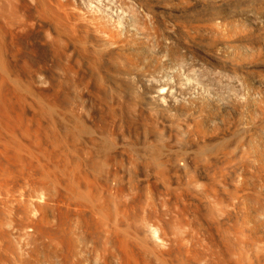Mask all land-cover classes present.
Instances as JSON below:
<instances>
[{"label":"rangeland","instance_id":"obj_1","mask_svg":"<svg viewBox=\"0 0 264 264\" xmlns=\"http://www.w3.org/2000/svg\"><path fill=\"white\" fill-rule=\"evenodd\" d=\"M151 1L0 0V264H264V0Z\"/></svg>","mask_w":264,"mask_h":264},{"label":"bare ground","instance_id":"obj_2","mask_svg":"<svg viewBox=\"0 0 264 264\" xmlns=\"http://www.w3.org/2000/svg\"><path fill=\"white\" fill-rule=\"evenodd\" d=\"M139 1H140V0H139ZM152 1H153V0H152ZM152 1H151V2H152ZM154 1H156V0H154ZM157 1H158V0H157ZM159 1H160V0H159ZM163 1H164V0H163ZM166 1L168 2V0H166ZM166 1H164V2H166ZM179 1H180V0H178V3L180 4L181 2H179ZM196 1L198 2V0H196ZM202 1H203V0H202ZM202 1H200V2L202 3ZM204 1L206 2V0H204ZM223 1H224V0H223ZM228 1H229V0H228ZM246 1H247V0H246ZM254 1H255V0H254ZM254 1H253V3H254ZM258 1H259V0H258ZM132 2H133V1H132ZM135 2H136V1H135ZM137 2H138V1H137ZM144 2H145V0H144V1L142 0V3H144ZM175 2H176V1H175ZM229 2H230V1H229ZM229 2H228V3H229ZM241 2H242V1H241ZM262 2H264V1H262ZM145 3H146V2H145ZM145 3H144V5H145ZM147 3H149V2L147 1ZM161 3H163V2H161ZM171 3H172L171 0H170V4H169V5H168V3H166V4H167V5H166V8H167V6L170 7V6H171ZM203 3H204V2H203ZM217 3H219V2H217ZM217 3H216V4H217ZM220 3H221V2H220ZM223 3H224V2H223ZM234 3H235V2H234ZM256 3H257V1L255 2V4H256ZM134 4H135V3H134ZM138 4H141V3L138 2ZM151 4L153 5V3H151ZM176 4H177V2H176ZM192 4H193V2H192ZM194 4H196V3H194ZM194 4H193V5H194ZM198 4H199V3H198ZM208 4H209V2H208ZM208 4H207V5H208ZM216 4L214 5V7L216 6ZM230 4H231V3H230ZM230 4H229V5H230ZM263 4H264V3H263ZM146 5H147V4H146ZM148 5H149V4H148ZM164 5H165V4H164ZM177 5H178V4H177ZM177 5H174V2H173V6H174V7H177ZM203 5H205V4H203ZM211 5H212V4H211ZM211 5H210V6H211ZM222 5H223V4H222ZM243 5H244V4H243ZM249 5H250V3H249ZM136 6H137V5H136ZM136 6H135V7H136ZM138 6H140V5H138ZM141 6H142V5H141ZM141 6H140V7H141ZM150 6H151V5H150ZM217 6H218V5H217ZM217 6H216V7H217ZM224 6H225V5H224ZM254 6H256V5H254ZM259 6H260V5H259ZM142 7H143V9H144L145 11L149 9V6H146V7H148V8H146V9L144 8L145 6H142ZM174 7H173V8H174ZM202 7H203V6H202ZM204 7H205V6H204ZM211 7H212V6H211ZM211 7H210V9H211ZM227 7H228V5H227ZM229 7H230V6H229ZM248 7H249V6H248ZM248 7H247V8H248ZM262 7H264V6L261 5V9H262ZM197 8H198V7H197ZM199 8H200V7H199ZM224 8H225V7H224ZM250 8H251V6H250ZM250 8H249V9H250ZM252 8H253V7H252ZM255 8H256V7H255ZM255 8L253 9L254 12H255V13L253 12V15L256 16V9H255ZM258 8H259V7H258ZM138 9H139V8H138ZM152 9H153V8H152ZM208 9H209V6H208ZM218 9H219V8H218ZM140 10H142V9H140ZM168 10H169V9H168ZM194 10H195V9H194ZM202 10H203V8H202ZM242 10H243V9H242ZM242 10H241V12H242ZM247 10H248V9H247ZM262 10H264V9H262ZM134 11H135V10H134ZM149 11H152V10L149 9ZM199 11H200V9H199ZM204 11H205V10H204ZM208 11H210V10H208ZM215 11H216V10H215ZM228 11H229V10H228ZM238 11H239V10H238ZM243 11H244V10H243ZM248 11H249V10H248ZM250 11H251V10H250ZM258 11L261 12L260 9H259ZM258 11H257V12H258ZM138 12H139V11H138ZM142 12H143V11H142ZM205 12H206V11H205ZM211 12H212V10H211ZM211 12H209V13H211ZM218 12H219V11H218ZM230 12H231V11H230ZM230 12H229L228 14H230ZM259 12H258V13H259ZM262 12H263V11H262ZM262 12H261V14H262ZM148 13H150V12L147 11V14H148ZM153 13H154V12H153ZM168 13H169V12H168ZM189 13H190V12H189ZM195 13H196V11H195ZM200 13H201V12H200ZM221 13H222V12H221ZM221 13H220V14H221ZM242 13H243V12H242ZM104 14H105V13H104ZM135 14H136V13H135ZM139 14H140V13H139ZM191 14H192V13H191ZM201 14H202V13H201ZM211 14H212V13H211ZM213 14H214V13H213ZM261 14H260V16H261ZM141 15H142V14H141ZM150 15H152V12L150 13ZM155 15H156V14H155ZM168 15H169V14H168ZM195 15L199 16L198 18L200 19V15H198V14H195ZM214 15H215V14H214ZM214 15H213V16H214ZM217 15H218V14H217ZM242 15H243V14H242ZM245 15H246V14H245ZM245 15H244V16H245ZM249 15H250V13H249ZM249 15H248V16H249ZM251 15H252V13H251ZM251 15H250V16H251ZM137 16H139V15H137ZM153 16H154V15H153ZM191 16H192V15H191ZM191 16H190V17H191ZM193 16H194V15H193ZM193 16H192V17H193ZM197 16H194V18H197ZM202 16H203V14H202ZM209 16H210V15H209ZM209 16H208V14H207V17H206V16H205V17H206V18H209ZM213 16H212V17H213ZM227 16H228V15H227ZM246 16H247V15H246ZM120 17H121V16H120ZM120 17H119V18H120ZM123 17H124V16H123ZM150 17H151V16H150ZM154 17H155V16H154ZM154 17H153V19H155ZM192 17H191V18H192ZM212 17H211V18H212ZM219 17H220V16H219ZM222 17H224V16L222 15ZM228 17H229V16H228ZM252 17H254V16H252ZM258 17H259L258 15H257V17H254V20L261 18V17H259V18H258ZM263 17H264V16H263ZM119 18H118V19H119ZM148 18H149V17H148ZM211 18H209L208 20L211 21ZM217 18H218V17H217ZM217 18H216V19H217ZM220 18H221V17H220ZM248 18H249V17H248ZM255 18H256V19H255ZM136 19H137V18H136ZM153 19H151V21H152ZM157 19H158V18H157ZM168 19H169V18H168ZM213 19H215V17H214ZM213 19H212V21H213ZM245 19H246V18H245ZM251 19L253 20V18H251ZM120 20H121V19H120ZM155 20H156V19H155ZM197 20H198V19H197ZM218 20H219V19H218ZM254 20H253V21H254ZM143 21H144V20H143ZM158 21H159V20H158ZM160 21H161V20H160ZM214 21L217 22V20H214ZM214 21H213V23L215 24L216 22H214ZM222 21H224V20H221V22L219 21V23L222 24ZM250 21H251V20H250ZM250 21H249V22H250ZM260 21H261V20H260ZM139 22L141 23V19H140ZM156 22H157V21H156ZM185 22H186V21H185ZM185 22H183V24H182V22H181V23L178 22V23H180L179 25L182 24V28H183V30H185L186 28H188V26H186V27L184 26L185 24H187V23H185ZM198 22H199V21H197V23H198ZM205 22H206V20H205ZM225 22H226V20H225ZM258 22H259V20H258ZM263 22H264V21H263ZM119 23H120V22H119ZM140 23H139V24H140ZM149 23H150V22H147V24H149ZM157 23H158V22H157ZM157 23H156V24H157ZM160 23H161V22H160ZM200 23H202V22H200ZM208 23H210V22H208ZM208 23H207V22L205 23V24H206V27L209 25ZM213 23H212V22L210 23V24H211V28H212ZM219 23H218V24H219ZM252 23H254V22H252ZM256 23H257V22H255V24H256ZM139 24H138V26H139ZM144 24H145V23H144ZM152 24H153V22H152ZM162 24L164 25V23H162ZM175 24L177 25L176 22H175ZM175 24H174V25H175ZM198 24H199V23H198ZM207 24H208V25H207ZM250 24H251V23H250ZM257 24H258V23H257ZM260 24H263V23L261 22ZM92 25H93V24H92ZM140 25H143V22H142V24H140ZM150 25H151V23L148 25L149 28H151L154 24H153L152 26H150ZM159 25H161V24H159ZM159 25H158V26H159ZM163 25H162L163 29H161V31L164 30V28H165L164 26H166L167 24L164 25V26H163ZM179 25H178V26H179ZM187 25H188V24H187ZM190 25H191V23H190ZM192 25H193V24H192ZM192 25H191V26H192ZM195 25H196V23H195ZM195 25H194V26H195ZM215 25H216V24H215ZM219 25H220V24H219ZM219 25H218V26H219ZM224 25H225V23H224L222 26H224ZM252 25H254V24H252ZM90 26H91V25H90ZM101 26H102V25H101ZM107 26H108V25H107ZM145 26H146V25H144V27H143V26H142V27H143L144 29H148V27L145 28ZM156 26H157V25H156ZM168 26H169V25H168ZM183 26H184L185 28H184ZM191 26H190L189 28H191ZM196 26H200V25H196ZM196 26H195V27H196ZM201 26H202V25H201ZM209 26H210V25H209ZM209 26H208V28H209ZM220 26H221V25H220ZM255 26H256V25H255ZM259 26H260V25H259ZM263 26H264V25H263ZM123 27H124V26H123ZM140 27H141V26H139V29H140ZM162 27L160 26V28H162ZM166 27H167V26H166ZM179 27H180V26H179ZM179 27H178V29H179ZM206 27L204 26V28H206ZM101 28H102V27H101ZM126 28H127V27H126ZM143 28H142V30H143ZM154 28H155V25L153 26V29H154ZM160 28H159V30H160ZM180 28H181V27H180ZM202 28H203V26H202ZM202 28H201V29H202ZM208 28H207V29H208ZM211 28H210V29H211ZM260 28H261V26H260ZM105 29H106V27L104 28V30H105ZM107 29H108V28H107ZM122 29H123V28H122ZM151 29H152V28H151ZM151 29H149V30L151 31V33H152V32H154V33L156 32V28L154 29L155 31H154V30L152 31ZM167 29H168V28H166L165 30H167ZM171 29H173V31H168V30H167V33H169V32H170V33H171V32H174V26H173V28L171 27L169 30H171ZM195 29H196V28H193L192 31H193V30L195 31ZM197 29L199 30L198 27H197ZM201 29H200V30H201ZM255 29H257V28H255ZM99 30H100V29H99ZM99 30H98V31H99ZM104 30H102V32H103ZM149 30H147L148 33H149ZM157 30H158V28H157ZM179 30H180V29H179ZM187 30H188V29H187ZM187 30H185V32H187ZM204 30H205V29H204ZM204 30H203V31H204ZM212 30H213V29H212ZM212 30H211V32H213ZM96 31H97V30H96ZM96 31H95V32H96ZM111 31H112V30H111ZM127 31H128V30H127ZM127 31H126V33H127ZM130 31H131V33H133V31L135 32V30H131V29L129 28V32H130ZM145 31H146V30H145ZM161 31H160V34H161V33H162V34L165 33V35H168V34H166V31H164V32H161ZM177 31H178V30H177ZM177 31H176V32H177ZM194 31H193V33H194ZM206 31H207V30H205L204 32H206ZM209 31H210V30H209ZM102 32H101V33H102ZM123 32H124V30H123ZM136 32H137V31H136ZM142 32H143V33H142ZM142 32H140V30H139V31H138L139 34L137 33V34H138V35H137L138 37H139V35H140V38L142 37V39L139 38V39L141 40V42H142V40H143V38H144L143 36H145V38H146V35H144V31H142ZM176 32H175V33H176ZM178 32H180V31H178ZM185 32L183 31V33H181L182 36H183V34H185ZM201 32H202V31H201ZM211 32H210V33H211ZM99 33H100V32H99ZM103 33H104V32H103ZM103 33H102V34H103ZM115 33H116V32H115ZM120 33H121V32H120ZM120 33H119V34H120ZM126 33H125V34H126ZM140 33H142V35H141ZM187 33L190 34V32H187ZM111 34H114L113 31L111 32ZM119 34H118V37H119ZM121 34H122V33H121ZM121 34H120V36H121ZM145 34H147V33H145ZM162 34H161V35H162ZM195 34H196V35L199 34L198 31H197V32L195 31ZM195 34H191V35H195ZM87 35H88V34H87ZM103 35H104V34H103ZM116 35H117V33H116ZM149 35H150V34H147L148 39H149ZM152 35H155V38H156L159 34L156 35V33H155V34L152 33ZM169 35H170V34H169ZM169 35H168V38L171 39V37H170ZM172 35H175V34H171V36H172ZM185 35L188 37V34H185ZM191 35H189V37H191ZM196 35H195V36H196ZM200 35H201V33H200ZM101 36H102V35H101ZM112 36H115V35H112ZM129 36H130V37H133L134 35L131 36V35L129 34L128 37H129ZM137 36H135V37H137ZM163 36H164V35H163ZM176 36H177V35H176ZM176 36H174V37H175V40H177V39H176V38H177ZM186 36H184V37H185L184 40H186ZM195 36H192L191 38L194 39L193 37H195ZM110 37H111V36H110ZM110 37L107 38V39L110 40V39H111ZM128 37L126 36L127 39H128ZM135 37H133V38H135ZM164 37H165V36H164ZM164 37H163V38L161 37V38H162V41H165V40H166L165 38H167V37H165V38H164ZM179 37H181V36H179ZM179 37H178V38H179ZM197 37H198V36H197ZM199 37H200V36H199ZM201 37H202V36H201ZM201 37H200V38H201ZM104 38H106V37H104ZM113 38H114V37H113ZM119 38H120V37H119ZM119 38H118V39H119ZM151 38H154V37L151 36ZM116 39H117V38L115 37L114 40H116ZM118 39H117V40H118ZM173 39H174V38H173ZM180 39H183V37L180 38ZM180 39H178V40H180ZM188 39H189V38H187V40H188ZM201 39H202V38H201ZM103 40H104V39H103ZM114 40L112 39V44H109L110 46H112V45L114 44V43H113ZM122 40H125L124 37H123ZM128 40H129V39H128ZM128 40H127V41H128ZM160 40H161V39H159V37H158V41H157V42H160ZM167 40H168V39H167ZM171 40H172V39H171ZM175 40H174V41H175ZM184 40H183V41H184ZM187 40L184 41V42H185V45L188 44V43H187ZM189 40H191V39H189ZM195 40H196V38H195ZM98 41H101V40H98ZM125 41H126V40H125ZM130 41H131V38H130ZM153 41H154V40H153ZM169 41H170V40H169ZM174 41H173V43H174ZM180 41H181V40H180ZM183 41H182V42H183ZM118 42L121 43L120 41H118ZM118 42H117V43H118ZM122 42H123V41H122ZM128 42H129V41H128ZM155 42H156V41H155ZM165 42H166V41H165ZM171 42H172V41H171ZM171 42H170V45H171ZM193 42H194V41H193ZM117 43L114 44V46L116 45L114 48H116V47L118 46ZM135 43H136V42H135ZM135 43H134V42H133V43L131 42V45H132V44L134 45ZM142 43L144 44V42H142ZM163 43H164V42H163ZM166 43L168 44L169 42H166ZM178 43H179V41L177 42V44L174 43V45H176V47H177ZM180 43H181V42H180ZM72 44H73V43H72ZM121 44H122V43H121ZM125 44H127V43H125ZM125 44H123V46H124ZM140 44H141V43H140ZM167 44H166V45H167ZM181 44H182V43H181ZM181 44H180L179 46H183V45H181ZM100 45H101V44H100ZM100 45H99V47H100ZM133 45H132V49H134V48H133ZM137 45H138V44H137ZM157 45H158V46H157V49H158V47L160 46V44H157ZM161 45H162V44H161ZM163 45L165 46V43H164ZM168 45H169V44H168ZM174 45H173V46H174ZM110 46H108V48H109ZM119 46H121V45H119ZM127 46H128V44L126 45V47H127ZM138 46H139V45H138ZM142 46L144 47L145 45H141V48H142ZM164 46H163V47H164ZM187 46H188V45H186V47H187ZM121 47H122V46H121ZM121 47H120V49H118V51L121 50V49H122L123 51H125L124 48H121ZM139 47H140V46H139ZM163 47L161 46V48H163ZM167 47H168V46H167ZM167 47H165V48H163V50H161L162 53H163L164 50L167 49ZM170 47H172V45H171ZM111 48H113V46H112ZM118 48H119V47H118ZM128 48H129V47H128ZM159 48H160V47H159ZM161 48H160V49H161ZM104 49L106 50V48H104ZM125 49H127V48H125ZM130 49H131V48H130ZM171 49H172V48H171ZM175 49H176V48H175ZM177 49H180V51H181V55H180V52H179V55L181 56V58H183V61H184V60L186 59V58L184 59V57H182V51H184V50H181V48H177ZM182 49H183V47H182ZM184 49H185V48H184ZM110 50H111V49H110ZM168 50H169V47H168ZM172 50H174V47H173ZM172 50H171V53H173ZM185 50H186V49H185ZM187 50H188V49H187ZM114 51H115V49H114ZM114 51H113V54L115 55L116 51H115V53H114ZM123 51H122V52H123ZM169 51H170V50H169ZM178 51H179V50H178ZM120 52H121V51H120ZM120 52H119V53H120ZM174 52H176V50H175ZM110 53H111V52H110ZM117 53H118V52H117ZM123 53H124V52H123ZM162 53H161V54H162ZM252 53H253V54L250 53V56H249V57H252V58H253V56H256V55H255V52L252 51ZM108 54H109V52H108ZM163 54H165V51H164ZM111 55H112V53H111ZM114 55H113V56H114ZM166 55H167V51H166ZM166 55H165V56H166ZM176 55H178V52H176ZM184 55H186L185 52H184ZM167 56H168V55H167ZM111 57H112V56H111ZM114 57H115V56H114ZM176 57H178V56H176ZM185 57H186V56H185ZM164 58L167 59L168 57H164ZM169 58H170V56H169ZM169 58H168V60H170ZM172 58H173V59H172ZM172 58H171V60H174L175 56L172 57ZM115 59H116V57H115ZM144 59H145V58H144ZM166 59H165V61H166ZM175 59H176V58H175ZM168 60L166 61V64H167V65H161V66H159V68H158V70H157V71H158V74L155 75V76H158V78L160 79V81H161L162 78H166V77H168V78H172V79H173V76H175V75H173V74L170 72L171 70L174 69V67H173V66L171 67V65H170V66L168 65V63H167ZM171 60L169 61V63H171ZM180 60H181V59H180ZM163 61H164V60H163ZM165 61H164V62H165ZM144 62H145V61H144ZM155 62H157V61H154L153 63H155ZM164 62H163V63H164ZM177 62H178V65H179V64L183 65V64H182L183 62H181V61H177ZM179 62H181V63H179ZM142 63H143V60H142ZM157 63H158V62H157ZM174 63H176L175 60H174ZM145 64H148V65H149L150 63H145ZM145 64H144V65H145ZM161 64H162V62H161ZM172 64H173V61H172ZM150 65H151V64H150ZM173 65H175V67H176V69H177V66H176L177 63H176V64H173ZM142 66H143V65H142ZM145 66H147V65H145ZM152 66H153V65H152ZM152 66H150V67H152ZM150 67H148V68H146V69H151ZM154 67H155V65H154ZM179 68H180V66H178V69H179ZM127 69H128V68H127ZM154 69H155V68H154ZM176 69H175V70H176ZM180 69H182V67H181ZM169 70H170V71H169ZM175 70L173 71V72H175V73H176L177 71H178V72L181 71V70H176V71H175ZM151 71H153V70H151ZM168 71H169V75L172 74V75H171L172 77H171V76L169 77V75H168ZM145 72H146V71H145ZM181 73H182V72H181ZM155 74H156V73H155ZM179 74H180V72H179ZM249 74H250V73H249ZM148 75H149V73H148ZM177 75H178V74H177ZM177 75H176V77H177ZM152 76H153V74H152ZM150 78H151V77H150ZM156 78H157V77H156ZM180 78H181V77H180ZM166 79H167V78H166ZM172 79L170 80L171 82L174 80V79H173V80H172ZM156 80H157V79H156ZM156 80H155V81H156ZM162 80H164V79H162ZM167 80H169V79H167ZM167 80H166V81H167ZM176 80H177V79H176ZM176 80H175V81H176ZM163 82H165V81H163ZM167 82H168V81H167ZM176 82H177V81H176ZM148 83H149V81H148ZM154 83H155V82H154ZM157 83H158V82H157ZM165 83H166V82H165ZM163 84H164V83H163ZM163 84H162V85H163ZM166 84H167V83H166ZM168 84H169V82H168ZM178 84H179V82H178ZM169 85H171V83H170ZM169 85H168V86H169ZM186 85H187V84H186ZM163 86H164V85H163ZM166 86H167V85H166ZM166 86H165V87H166ZM173 86H174V84H173ZM173 86H172V87H173ZM176 86H178V85L176 84ZM165 87H161V88H165ZM169 87H170V86H169ZM178 87H179V86H178ZM178 87H177V89H178ZM185 87H186V86H185ZM249 87H251V86H247V89H248ZM183 88H184V86H183ZM183 88H182V90H183ZM187 88H188V87H187ZM187 88H186V89L184 88V89L187 90ZM251 88L253 89V88H255V87L252 86ZM167 89H168V88H167ZM171 89H174V88H171ZM249 89H250V88H249ZM249 89H248V90H249ZM255 89H256V88H255ZM158 90H161V89H158ZM168 90H169V89H168ZM179 90H180V87H179ZM182 90H180V91H181V92H184V90H183V91H182ZM189 90H190V89H189ZM194 90H195V89H194ZM248 90H247V91H248ZM256 90H257V89H256ZM16 91H17V90H16ZM162 91H163V90H162ZM187 91H188V90H187ZM198 91H199V90H198ZM249 91H251V90H249ZM249 91H248V93H250ZM252 91H253V90H252ZM189 92H190V91H189ZM189 92H188V94H189ZM169 93H171V91H170ZM172 93H173V92H172ZM190 93H191V92H190ZM253 93H254V92H253ZM257 93H258V91H257ZM178 94L180 95V96H178V98H179V97L181 98V95H182V94H181V93H178ZM183 94H184V96H185V92H184ZM186 94H187V93H186ZM11 95H12V94H11ZM159 95H160V94H159ZM191 95H194V94L191 93ZM196 95H197V94H196ZM250 95H252V94L250 93ZM253 95H254V94H253ZM253 95H252V96H253ZM188 96H189V95H188ZM248 96H249V94H248ZM258 96H259V94H258ZM258 96H256V97L258 98ZM33 97H34V96H33ZM160 97H162V96H159V98H160ZM171 97H172V96H171ZM193 97H194V96H191L192 99H193ZM249 97H250V96H249ZM256 97H255V99H256ZM167 98H168V97H167ZM184 98H185V97H184ZM187 98H188V97H187ZM191 98H190V99H191ZM195 98H196V97H195ZM195 98H194V100H195ZM250 98H251V97H250ZM157 99H158V97H157ZM161 99H162V98H161ZM192 99H191V101H192ZM196 99H197V98H196ZM199 99L201 100V97H200ZM202 99H203V98H202ZM253 99H254V97L252 98V100H253ZM153 100H154V99H153ZM159 100H160V99H159ZM164 100H165V99H164ZM164 100H161L160 102H162V101H164ZM184 100L186 101V100H188V99H184ZM200 100H196V101H200ZM151 101H152V100H151ZM175 101H176V100H175ZM203 101L205 102V100H203ZM180 102H181V101H180ZM151 103H153V102H151ZM162 103H163V102H162ZM167 103H169V102H167ZM193 103H194V102H193ZM198 103H199V102H198ZM164 104H165V102H164ZM175 104H176V103H175ZM182 104H183V103H182ZM188 104H189V102H188ZM200 104H202V103H200ZM192 105H193V104H192ZM192 105H191V106H192ZM191 106H189V107H191ZM202 106H204V104L201 105V107H202ZM175 107H177V106L175 105ZM181 107H182V106H181ZM181 107H180V108H181ZM197 107H198V106H197ZM201 107H200V108H201ZM205 107H207V106H205ZM167 109H168V108H167ZM175 109H176V108H175ZM184 109H186V108H183V110H184ZM194 109H195V108H194ZM181 110H182V109H181ZM187 110H188V109H187ZM257 110H258V109H257ZM261 110H262V109H261ZM196 111H199V109H198V110L196 109ZM201 111H202V110H200L199 112H201ZM178 112H179V111H178ZM254 112H255V111H254ZM259 112H260V111H259ZM185 113H186V111H185ZM186 114H187V113H186ZM255 114H256V113H255ZM263 114H264V112H263ZM183 115H184V114H183ZM256 115H257V114H256ZM206 117H207V116H206ZM256 117H257V116H256ZM259 118H262V116L259 117ZM189 120H190V119H189ZM191 120H192V119H191ZM253 120H254V119H253ZM261 120L263 121V118H262ZM251 121H252V119H251ZM262 121H261V122H262ZM261 122H260V123H261ZM263 122H264V121H263ZM260 125H261V124H260ZM262 125H263V126H260V127L262 128V131H261V132L264 133V124H262ZM259 129H260V128H259ZM198 135H199V134H198ZM204 136H205V135H204ZM200 137H202V136H200ZM263 147H264V146H263ZM261 156H262V155H261ZM263 156H264V155H263ZM263 156H262V157H263ZM153 160H154V157H153ZM263 161H264V160H263ZM263 167H264V165H263ZM262 219H263V218H262ZM152 237H153V236H152ZM212 253H213V252H212ZM239 256H240V255H239ZM0 261H1V260H0Z\"/></svg>","mask_w":264,"mask_h":264}]
</instances>
